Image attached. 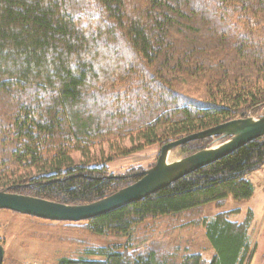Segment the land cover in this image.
Returning <instances> with one entry per match:
<instances>
[{
    "label": "trees",
    "instance_id": "trees-1",
    "mask_svg": "<svg viewBox=\"0 0 264 264\" xmlns=\"http://www.w3.org/2000/svg\"><path fill=\"white\" fill-rule=\"evenodd\" d=\"M3 102L0 191L73 206L98 202L136 183L140 171L109 178L105 168L74 164L73 154L110 137L162 147L264 115V0H0ZM212 141L178 150L190 156ZM263 166L261 137L111 213L42 221L124 239L85 245L56 264H245L247 223H230L231 213L198 215L207 204L250 200L248 176ZM187 214V225L205 232L210 261L136 250L161 220Z\"/></svg>",
    "mask_w": 264,
    "mask_h": 264
},
{
    "label": "rangeland",
    "instance_id": "rangeland-1",
    "mask_svg": "<svg viewBox=\"0 0 264 264\" xmlns=\"http://www.w3.org/2000/svg\"><path fill=\"white\" fill-rule=\"evenodd\" d=\"M190 94L198 97L192 92ZM0 104L2 106L4 102ZM261 115L249 117L258 118ZM135 140L128 137L105 138L93 145L88 153L73 154L72 161L74 164L87 165L90 168H105L109 178L124 177L130 171L146 172L155 165L161 146H145ZM178 148L170 156V162L187 157ZM248 179L254 189L250 200L237 203L229 198L222 205L207 204L198 218L210 220L217 214L231 213L230 223L237 225L247 223L246 238L249 252L245 264H264V166L250 174ZM190 217L191 214H187L161 220L158 226L148 230L152 231L150 234H147L148 231L145 233L146 238L136 244L138 247L136 250L199 253L205 261H210L214 257L213 249L201 226L187 225ZM42 221L44 220L39 221L0 210L3 264H56L60 257L77 254L85 245L107 246L124 243L123 238L96 237L85 231H73L61 224Z\"/></svg>",
    "mask_w": 264,
    "mask_h": 264
},
{
    "label": "water",
    "instance_id": "water-1",
    "mask_svg": "<svg viewBox=\"0 0 264 264\" xmlns=\"http://www.w3.org/2000/svg\"><path fill=\"white\" fill-rule=\"evenodd\" d=\"M261 137H264V115L234 120L162 146L155 165L140 173L141 178L136 183L98 202L73 206L2 191L0 210L49 222H84L139 202ZM207 138L213 139L211 146L182 159L169 161L178 147ZM3 260L4 249L0 245V264Z\"/></svg>",
    "mask_w": 264,
    "mask_h": 264
}]
</instances>
